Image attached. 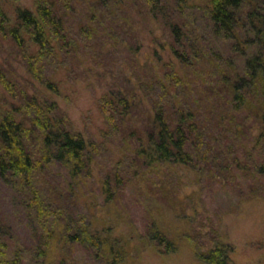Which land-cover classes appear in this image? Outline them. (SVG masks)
<instances>
[{
  "label": "trees",
  "instance_id": "obj_1",
  "mask_svg": "<svg viewBox=\"0 0 264 264\" xmlns=\"http://www.w3.org/2000/svg\"><path fill=\"white\" fill-rule=\"evenodd\" d=\"M33 1L34 10L22 4L11 5V0H0V40L8 41L21 51L24 71L27 69L31 75L29 83H33L40 95L28 93L27 88L17 83L18 77L6 72L0 62V179L5 182L10 178L16 186L30 192L31 203L25 206L33 204L39 217H43L49 213L46 209L51 205L36 187V177L43 167L58 165L66 176L61 184L52 186V194L60 199L63 191L70 200L82 202L92 213L90 224L78 225L71 216L61 220L64 208L57 206L56 212L51 213L53 222L43 225L40 239L33 248L35 264H75L73 253L76 247L83 249L84 246L93 261L106 256L109 264H122L126 257L133 256L134 246L128 239H113L111 228L103 226L104 219L97 218L95 213L100 205L111 206L127 187L144 192L146 184L158 189L163 194L160 197L164 200L163 206L174 208L177 219L189 226L186 239L191 241L199 259L207 264H227L226 247L221 241H208L200 246L197 240L202 230H206L197 219H192V213L196 214L199 209L195 198L200 199L198 194L201 193L192 191L183 198L192 213L175 209L172 205L175 198L170 193L177 185L169 178L174 167L191 170L199 165L208 169L209 178L222 186L247 182L248 189L256 187L261 194L264 153H256V150L264 147V0L173 1L178 14L173 18L174 10H170L168 15L169 60L162 62L161 72L148 71L147 82L142 81L138 73L132 74L129 80L133 88L127 96L107 91L100 98L101 103L98 101L106 121L117 119L116 126L107 124L110 131L119 136L120 145L128 142L120 160L111 165L109 171L98 169V174L92 169L94 160L88 150L91 144L80 133L70 130L67 115L62 114L65 111L56 101L50 102L48 96L57 94L65 83L62 57L67 54L80 57V46L84 47L91 35L96 37V46L102 47L101 39L107 34L94 20L99 10L90 8L89 17L94 24L87 21L67 27L72 0ZM109 1L124 4L127 0H87L101 8H108ZM145 1L152 12L163 9L162 0ZM196 8L203 13L207 29L203 34L197 30L192 36L186 35L185 29L190 30V26L177 19L183 17L185 11ZM205 40L207 45L202 42ZM223 43L230 45L231 56L223 55L216 48ZM50 60L56 68L43 80L42 65ZM33 75L34 81L40 80L39 85L32 81ZM139 99L144 103L142 112L146 115L143 127L131 125L120 129L119 124L128 120L125 117L129 108L137 106ZM205 101L211 107L202 115L201 106H206ZM55 111L62 113L56 115ZM111 112L113 119L109 118ZM243 114L246 115L243 117ZM214 128L221 136L214 135ZM210 131L213 144L224 141L223 146L219 145L220 150L224 147L222 157L215 156L220 151L207 154ZM29 136L36 141L31 150L27 146ZM236 143L239 152L234 148ZM122 161L129 165L123 172L119 168ZM179 179L177 177L176 182ZM256 192L250 190L247 195L253 200L259 196ZM143 197L147 203L148 197ZM150 212L151 209L148 215ZM149 221V233L156 247L160 249L164 245V251H174L157 218L149 215ZM6 233L8 228L2 230L0 224L3 264H23L19 250L14 251L13 257L7 252L2 242Z\"/></svg>",
  "mask_w": 264,
  "mask_h": 264
},
{
  "label": "rangeland",
  "instance_id": "obj_2",
  "mask_svg": "<svg viewBox=\"0 0 264 264\" xmlns=\"http://www.w3.org/2000/svg\"><path fill=\"white\" fill-rule=\"evenodd\" d=\"M72 1L68 10L67 27H75L87 21L94 24L95 21L89 17L90 8L93 11L97 9L99 12L94 20L97 21L96 24L105 28L107 37L104 36L101 39L103 44L101 47L96 46V37L91 35L86 40L88 43L84 47L80 46L82 53L79 54L80 57L73 56V54L62 57L65 59L62 81L66 85L65 83L61 85L59 92L49 95L48 100L56 101L61 110L65 111V113L62 111L54 113L67 115L70 130L80 133L86 142L91 144L88 150L94 160L92 169L95 170L94 174H98V169L101 172L105 169L109 171L112 168L111 165L114 166L115 162L120 160L121 155L125 152V146L128 145L127 141L124 145H120L119 136L114 131H110V126L107 123L116 126L117 119L106 121L104 114L99 110L98 101L101 103L100 98L107 91L127 96L133 88L132 81L129 80L132 74L138 73V77L147 82L148 71L161 72L162 62L169 60L167 49L171 43V34L168 27V15L170 10H174V0H162L163 9L153 12L150 11L145 0H127L124 4L109 1L108 8L94 6L87 0L86 2L84 0ZM17 4L28 6L33 10L35 8L33 0H11V5ZM165 6L167 7L165 8ZM174 13L173 18L178 14L175 10ZM184 13L183 17L177 21L190 26V30L185 29L186 35L192 36L197 30H200L201 34L206 31L207 24H205L203 19L205 17L201 10L196 8ZM166 14L167 16H165ZM202 42L204 45L208 44L206 40ZM95 46L97 47L96 51H94ZM216 48L223 55L231 56L228 43H223ZM0 62L5 66L6 72L9 71L14 78L18 77L17 83H20V86H24L25 89L27 88L28 93L40 96L33 88V83H29L28 79L31 75L27 73V69L24 71L26 66L23 64L21 51L13 45H9L8 41L0 40ZM55 68V63L51 60L45 65L43 64L42 79L50 77ZM141 68H146V72ZM35 75L32 76V81H34ZM36 76L38 77V75ZM39 83L40 80L34 81V84L39 85ZM205 103L206 106H201L204 109L203 112L201 111L202 115H206L207 109L211 107L207 101ZM136 104L137 106L129 108L125 117L128 120L123 125L119 124L120 129L131 125L143 127L146 118L145 113L143 115L142 112L144 103L139 99ZM110 114L109 118L113 119L112 112ZM64 123H67V120ZM246 125L248 123L244 124L242 128L246 129ZM213 130L215 136H221L220 132L216 133V128ZM243 132L246 134L245 131ZM244 133L243 135H245ZM27 141L30 142L27 143V146L31 150L34 146L33 142L36 141L32 136H29ZM242 141H245L244 138ZM223 144L224 141H221L220 144H213L210 131L207 137V145H209L207 154L220 151L215 156L222 157L224 147L220 150L221 146L219 145L223 146ZM234 145V148H238L239 152L237 143ZM259 148L256 153H264V147L263 149ZM200 149L202 152V147L199 148V151ZM262 156L264 160V155ZM206 157L208 158V156ZM128 166L127 161H122L119 168L123 172ZM41 170L36 177V187L41 195L47 197L51 205L46 209L49 213H45L43 217H39V214L33 209V204L29 206L32 196L30 192L16 186V183L10 178L5 182L0 179V224L2 230L5 227L8 228V233L3 237L2 242L6 244V250L11 257H13L14 251L21 252L23 264H35L33 248L40 239L43 225H48L49 221L53 222L52 218L54 217L51 213L53 210L56 212L57 206L64 208L61 220H64L66 216H71V220L78 225L91 222L90 215L92 213L86 209L82 202L70 200V196L63 191L60 192V199L52 194V186L63 182L64 170L58 165L43 167ZM204 170L199 165L191 170L181 166L173 168L169 181L176 184L177 188H174L170 193L175 198L172 205L175 206V209L192 213V209L188 208L189 203L184 202L183 198L191 195L192 191L201 193V195L198 194L200 199L195 198L198 201V212L192 213V219H197L198 224L206 229L202 230V234L197 239L200 246H205L208 241H221L226 247L227 264H264V188L260 190L261 194H258L259 191L256 187L248 189L247 182L239 181L238 184L235 182L222 186L214 179L209 178L208 169ZM177 177L180 179L176 182ZM90 181L92 182L93 178ZM262 184L264 186V178ZM146 186L147 188L142 190L144 192L127 187L111 206L106 208L100 205L98 212L95 213L97 218L104 219L103 226L111 228L113 239H128L134 246L133 256L126 257L122 264H207L195 255L191 241L186 239L185 232L187 230L190 232L189 226L177 219L174 208L169 209L163 206L164 200L160 199L163 194L158 189L150 188L148 184ZM250 190L257 191L256 194L259 196L251 200L247 195ZM144 195L148 197L147 203L143 201ZM27 203H29V207L25 206ZM150 209L149 215L154 219L157 218L161 231L171 242L174 251H164V245H161L160 249L156 247V241L152 240L148 229ZM84 247L83 249L76 247L73 253L75 264H109L105 259L106 256H102L98 260H91L87 247ZM0 264H3L1 254Z\"/></svg>",
  "mask_w": 264,
  "mask_h": 264
}]
</instances>
